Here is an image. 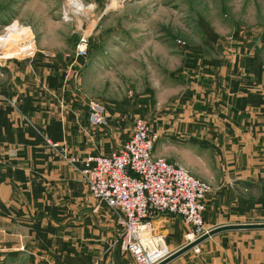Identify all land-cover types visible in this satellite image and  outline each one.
Segmentation results:
<instances>
[{
	"label": "crops",
	"instance_id": "obj_1",
	"mask_svg": "<svg viewBox=\"0 0 264 264\" xmlns=\"http://www.w3.org/2000/svg\"><path fill=\"white\" fill-rule=\"evenodd\" d=\"M73 50L38 39L31 58L8 59L0 67V247L34 264H135L114 243V212L46 143L65 144L79 159L108 153L120 145V113H137L134 101L122 109L102 85L96 100L105 105L109 123L90 127L83 84L89 69ZM223 71L198 80L171 122L161 120L164 111L149 112L150 106L138 117L152 119L146 120L158 142L176 139L170 158L192 156L191 168L183 166L210 185L207 225L264 222V69L251 68L254 76L244 77L228 76L226 66ZM161 150L155 142L154 155L165 158ZM154 225L172 250L183 245L179 216L158 215ZM196 248L167 264H264V228L225 230Z\"/></svg>",
	"mask_w": 264,
	"mask_h": 264
},
{
	"label": "rangeland",
	"instance_id": "obj_2",
	"mask_svg": "<svg viewBox=\"0 0 264 264\" xmlns=\"http://www.w3.org/2000/svg\"><path fill=\"white\" fill-rule=\"evenodd\" d=\"M72 1L0 0V29L17 20L31 26L35 49L38 39L74 47V56L89 69L83 78L87 101L99 99L102 85L122 109L134 101L137 113L121 112L118 119L115 141L120 144L134 118L149 106L153 114L165 112V123L176 118L198 80L224 76L225 66L230 77L254 76L251 68L264 69V0H76L80 10ZM81 37L85 54L77 56ZM158 140L166 159L191 168V155L169 157L168 151L177 148L175 138L170 144ZM0 264L34 262L0 247Z\"/></svg>",
	"mask_w": 264,
	"mask_h": 264
},
{
	"label": "built area",
	"instance_id": "obj_3",
	"mask_svg": "<svg viewBox=\"0 0 264 264\" xmlns=\"http://www.w3.org/2000/svg\"><path fill=\"white\" fill-rule=\"evenodd\" d=\"M34 54L35 36L30 25L17 20L3 25L0 67L5 60L31 58ZM75 54H85L82 37ZM86 112L90 127L108 126L109 115L102 102L89 99ZM157 138L146 119L135 117L128 138L108 153L79 159L70 154L65 144L46 140L81 175L91 196L114 212L120 230L114 243L135 264H158L175 251L166 243L165 235L155 228L154 219L158 215L181 218L185 227L183 245L213 228L203 216L209 183L192 175L183 165L155 156Z\"/></svg>",
	"mask_w": 264,
	"mask_h": 264
},
{
	"label": "water",
	"instance_id": "obj_4",
	"mask_svg": "<svg viewBox=\"0 0 264 264\" xmlns=\"http://www.w3.org/2000/svg\"><path fill=\"white\" fill-rule=\"evenodd\" d=\"M259 228L260 229L264 228V222L223 224V225L213 227L207 233L203 234L196 240L186 245H183L179 247L178 249H176L175 251H173V253L170 256H168L166 259L162 260L158 264H167L171 262L172 260L176 259L177 257L181 256L185 252L194 248L196 245L202 243L203 241L209 239L210 237H212L213 235L219 232H222L225 230H242V229H259Z\"/></svg>",
	"mask_w": 264,
	"mask_h": 264
},
{
	"label": "bare ground",
	"instance_id": "obj_5",
	"mask_svg": "<svg viewBox=\"0 0 264 264\" xmlns=\"http://www.w3.org/2000/svg\"><path fill=\"white\" fill-rule=\"evenodd\" d=\"M72 3L74 5V7H76L79 10L83 8L82 5L80 3H78L76 0L72 1Z\"/></svg>",
	"mask_w": 264,
	"mask_h": 264
}]
</instances>
